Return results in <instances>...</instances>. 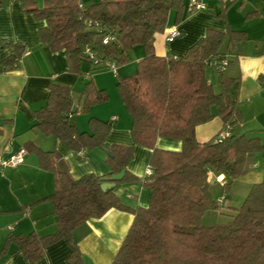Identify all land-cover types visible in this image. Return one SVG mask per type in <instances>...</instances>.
I'll return each instance as SVG.
<instances>
[{
  "label": "trees",
  "instance_id": "16d2710c",
  "mask_svg": "<svg viewBox=\"0 0 264 264\" xmlns=\"http://www.w3.org/2000/svg\"><path fill=\"white\" fill-rule=\"evenodd\" d=\"M24 13L44 23L39 29L42 44L53 53L63 52L68 72L80 76L84 63L91 72L105 69V61L116 68L131 61L136 47L144 51L135 74L117 77V90L132 119L131 137L135 145L151 150L149 167L152 175L144 182L150 189L147 208L133 212V222L112 264H264V181L253 185L241 206L227 224L207 226V213L220 209L210 176L224 177L223 196L230 194L232 184L247 173L250 155L264 153V140L234 135L240 122L237 103L231 98L233 79L219 75V90L207 78V62L224 57L225 46L232 48L245 40L241 32L207 31L184 55L158 57L155 36L164 33L171 12L180 22L185 13L182 0H102L84 5L81 0H12ZM84 10L79 9V3ZM3 2L0 0V8ZM101 29L89 28L86 22ZM106 33L113 40L104 44ZM4 43H2L3 45ZM229 48V49H230ZM15 56L3 62L12 71L24 54L15 46ZM93 56L90 59L85 51ZM228 50V47H227ZM46 107L34 114L38 130L67 145L74 153L102 148L112 122L91 120L92 135L77 132L70 88L57 84L48 87ZM81 113L107 102L105 92L92 80L84 85ZM76 113V112H75ZM219 119L223 130L205 143L195 138L198 127ZM228 128L230 136L215 140ZM158 139L179 141L178 152L156 147ZM28 153L37 154L42 169L54 176L55 190L48 197L56 221L54 234L38 237L10 235L4 250L13 245L30 264L43 256L47 246L60 240L71 241L76 228L92 219H100L111 209L124 207L113 189H100L108 179L125 169L132 159V148L113 146L105 160L108 175H87L74 180L67 164L56 152H42L26 145ZM125 174L116 184L135 181ZM70 264H82L75 244Z\"/></svg>",
  "mask_w": 264,
  "mask_h": 264
},
{
  "label": "crops",
  "instance_id": "0c3cea01",
  "mask_svg": "<svg viewBox=\"0 0 264 264\" xmlns=\"http://www.w3.org/2000/svg\"><path fill=\"white\" fill-rule=\"evenodd\" d=\"M39 6L42 0H35ZM190 0H182L186 15L176 22V13L171 12L164 33L156 35L155 53L158 57L184 55L207 31L221 33L241 32L245 40L232 48L225 46L228 66L223 76L233 79L231 98L237 103L240 122L233 130L234 135H246L264 140V0H235L222 3L219 0H200L205 10L189 13ZM0 8V159L9 160L26 145H33L42 152H56L67 164L71 177L78 180L87 175L105 177L109 171L105 165L107 152L113 146L132 148V159L124 171L135 181L116 184L114 196L124 207L111 209L100 219L86 221L72 234V243L60 240L45 248L43 256L35 264H70L69 257L75 244L81 255L82 264H112L120 249L134 216L139 208L145 209L150 201V189L143 179L149 168L151 150L135 145L131 137L132 119L122 104L117 90V77L127 78L135 74L137 64L142 60L141 47L132 50L133 60L117 68L116 74L103 69L91 72L84 63L80 76L68 72L63 52L53 53L42 44L39 29L44 23L24 13L20 4L2 0ZM236 5V6H235ZM176 27L180 36L167 43V30ZM2 43H4L2 45ZM15 46H22L24 54L12 71H6L3 62L15 56ZM228 47V50H227ZM230 48V49H229ZM207 78L219 90V75L207 69ZM92 80L94 86L106 93L107 102L81 113V95L84 85ZM57 84L71 89L74 116L71 121L80 134L92 135L91 120L108 123L112 127L104 146L100 149H85L74 153L67 145L52 137L43 135L37 128L34 114L44 109L48 100V87ZM76 112V113H75ZM223 130L219 119H214L195 131L199 143H205ZM156 147L178 152L179 141L158 139ZM105 148L106 151L102 149ZM27 152V150H26ZM247 173L237 179L230 188V194L221 196L214 190L216 200L222 199L220 213L209 212L203 223L217 225L226 219L224 211L233 212L239 208L253 185L264 181V153L250 155L246 162ZM125 176V175H124ZM223 176H219L221 179ZM124 178V177H123ZM213 176H210V182ZM224 179V177H223ZM123 180V179H122ZM213 184L222 190L216 179ZM55 190L54 176L42 169L36 153H28L24 162L16 167L0 169V264H30L13 245L4 250L10 235L38 237L54 234L56 221L53 207L48 199ZM232 217V215H230Z\"/></svg>",
  "mask_w": 264,
  "mask_h": 264
},
{
  "label": "built area",
  "instance_id": "2783aa9c",
  "mask_svg": "<svg viewBox=\"0 0 264 264\" xmlns=\"http://www.w3.org/2000/svg\"><path fill=\"white\" fill-rule=\"evenodd\" d=\"M222 3H231L234 2L235 0H219ZM79 9L80 10H84L83 4L80 2L79 3ZM188 12L189 13H193L194 11H198V10H205L206 7L205 5L200 1V0H190L187 6ZM87 27L89 28H94V29H101L100 25L95 23L93 24L90 21L86 22ZM180 36V33L178 32L176 27H172L169 30H167V38L166 41L167 43H172L176 38H178ZM113 37L111 33H106L105 37H104V44H107L109 41H112ZM85 54L90 58L93 59V56L91 55V53L89 51H85ZM228 60L224 57H212L208 62H207V68L209 70L214 71L217 74H222L224 73V71L226 70L227 66H228ZM104 68L106 70H109L110 72H112L113 74H116L117 68L109 61H105L103 64ZM230 136V130L228 128H226L220 135L219 137L215 140L216 142H220L222 140H224L225 138ZM27 155V152L25 149H22L21 151H19V153H17L16 155H14L13 157H11L9 160L6 161H2L0 159V169L4 168V167H16L20 164H22L24 162V159ZM152 175V171L150 169V167L147 169L146 173H145V178L143 179V181L145 182V180L147 178H149ZM217 181L220 184H223L224 179L223 177L220 179L219 177L217 178ZM222 199L218 200V205L221 204Z\"/></svg>",
  "mask_w": 264,
  "mask_h": 264
},
{
  "label": "water",
  "instance_id": "95a60500",
  "mask_svg": "<svg viewBox=\"0 0 264 264\" xmlns=\"http://www.w3.org/2000/svg\"><path fill=\"white\" fill-rule=\"evenodd\" d=\"M102 150L106 151L105 148H103ZM107 155L111 156V153L107 152ZM124 175H125V171L122 170L120 173L113 175L108 179H103V183L101 184L100 189L103 192H106L107 190L115 188L116 183L120 182L123 179ZM215 182H216L215 179H212L210 184L213 185Z\"/></svg>",
  "mask_w": 264,
  "mask_h": 264
},
{
  "label": "rangeland",
  "instance_id": "374dc122",
  "mask_svg": "<svg viewBox=\"0 0 264 264\" xmlns=\"http://www.w3.org/2000/svg\"><path fill=\"white\" fill-rule=\"evenodd\" d=\"M100 1H102V0H81V2H82L84 5H89V4L97 3V2H100ZM235 6H236V5H235ZM132 53H133V52L130 53L131 60H133ZM131 62H132V61H130L128 64H130ZM128 64H126V65H128ZM122 79H124V78H122ZM215 189H216V190H219L220 193H221V196H222V194H223L222 190H220L218 187H216V188L214 187V190H215ZM217 213H220V212L217 211ZM222 213H223V216H221V217H225L226 219L219 221V222H221V223H217L218 225L229 223V222L231 221V217H230V215L233 216V214H230V213H233V212H228V213H227V211H224V212H222ZM204 224H206V223H204Z\"/></svg>",
  "mask_w": 264,
  "mask_h": 264
}]
</instances>
